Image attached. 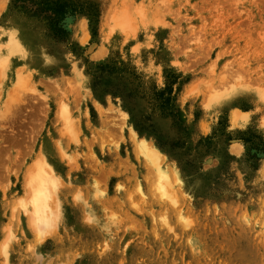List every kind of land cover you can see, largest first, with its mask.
Here are the masks:
<instances>
[{
  "label": "rangeland",
  "instance_id": "rangeland-1",
  "mask_svg": "<svg viewBox=\"0 0 264 264\" xmlns=\"http://www.w3.org/2000/svg\"><path fill=\"white\" fill-rule=\"evenodd\" d=\"M0 264H264V0H0Z\"/></svg>",
  "mask_w": 264,
  "mask_h": 264
},
{
  "label": "crops",
  "instance_id": "crops-1",
  "mask_svg": "<svg viewBox=\"0 0 264 264\" xmlns=\"http://www.w3.org/2000/svg\"><path fill=\"white\" fill-rule=\"evenodd\" d=\"M17 25H18V24H17ZM17 25H16V26H17ZM16 26H15V27H16ZM17 28L20 30V34L23 33V34L25 35V36H23V38H22L23 44L26 45V47H29L30 43H28L29 40L27 39V37L29 36V31L26 30V29H24V28L21 29V27H20L19 25L17 26ZM7 39H8V38H7ZM20 43H21V42H20ZM16 59L20 60V58H18V57H17Z\"/></svg>",
  "mask_w": 264,
  "mask_h": 264
},
{
  "label": "bare ground",
  "instance_id": "bare-ground-1",
  "mask_svg": "<svg viewBox=\"0 0 264 264\" xmlns=\"http://www.w3.org/2000/svg\"><path fill=\"white\" fill-rule=\"evenodd\" d=\"M150 152H151V156L154 158V162L156 163L157 162V157H158V151L155 150V149H150Z\"/></svg>",
  "mask_w": 264,
  "mask_h": 264
}]
</instances>
